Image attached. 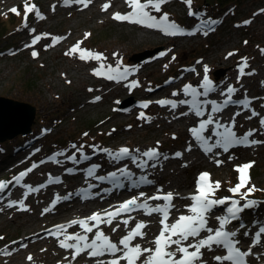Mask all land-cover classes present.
Wrapping results in <instances>:
<instances>
[{
    "label": "rangeland",
    "instance_id": "1",
    "mask_svg": "<svg viewBox=\"0 0 264 264\" xmlns=\"http://www.w3.org/2000/svg\"><path fill=\"white\" fill-rule=\"evenodd\" d=\"M113 1L104 0L103 3H99L98 8L103 9V5ZM27 2L29 6L34 4L41 15L47 17V21L37 29L38 25L34 22L39 18L33 11V17L26 23L29 29H37L36 35L41 37L35 43L36 47L19 57L6 58L16 54L24 43L17 40V36L27 29V26L23 24L25 3L17 6L20 15L10 11L18 3L9 7V10L0 12V96L32 104L36 106L38 112L33 129L29 133L0 142V181H12L14 176L36 164L37 167L23 177L25 179L22 181L23 185L12 189L11 192L22 191L21 198H24L30 190L25 185H31L33 188L46 183L45 181L49 182L50 179L55 181V178H59L60 182L52 183V188L50 187L54 197L47 202L48 207L53 205L54 200L58 203L64 201L62 205H70L74 203L72 197L79 194V190L84 189L83 192L92 190L94 193L92 197L97 201H109L113 203L112 208H117L120 203L131 199L134 194L131 195L132 192L129 191L128 194L117 199L115 196H105L100 193L109 189L106 186L109 178L101 181L96 177H107L108 173L117 171L116 166L120 164L102 149L116 152L121 147H127L133 150L132 156L137 157L136 163L141 166L145 160L147 162L149 160L135 150L156 149L159 156L151 163L155 166L145 167L148 171L143 175L136 171L141 177L150 180L152 185L157 183L159 186V188L158 186L154 189L150 188L149 192L145 185L142 190L148 194L143 198L151 195L162 196L171 192L173 194L171 203L174 205L172 210L180 216L188 214L186 206L192 203L189 197L196 192V181L202 172L210 174L209 181L213 186L217 181L220 183V187L214 191L213 199L235 197L243 205L246 201L241 199L240 194H233L229 189L238 183L237 166L251 163L252 166L247 170L250 179L246 187L241 189V193L245 192L247 187L255 186L256 190L250 193L247 199L257 203L240 213L239 221L234 224V228L238 231L241 245L246 250L251 248L252 263L264 264V233L261 234L260 241L253 244L255 233L260 226H264V127L260 124V119L264 118V52L261 51L264 49V11H262L264 0H193L191 11L196 13L195 15H189L190 9L184 0H167L161 5L159 12L151 6L147 11L157 20L167 13L168 22H175L185 32L188 31L184 34L166 36L152 34L147 40L141 37V34L145 32L139 29L137 24L124 23L120 20L109 21L105 14H99L97 9L89 10L88 14L70 16L64 10L65 5L61 4L62 1L53 5H50L47 0H27ZM127 11L130 12L131 9ZM117 12L114 11V13ZM5 19L8 21L3 23ZM208 20L215 21L217 27L211 30L209 25L208 28L203 26L202 23ZM245 21L250 23L246 24ZM8 23L12 24V27L8 26ZM198 26L199 32H195L198 34L189 37L187 35L189 30ZM46 28H51L57 37L69 38L65 46H59V54L54 53L52 34L42 35V30ZM85 34L90 35L85 38ZM77 42H82L81 49L102 53L101 60H81L79 50L75 54L66 55L65 53ZM147 50L157 51L144 61L131 59L134 54ZM33 51L41 55L33 57ZM230 52L234 54L229 56ZM242 58H246V61ZM108 61L119 63L121 70L128 69V72L139 69L134 81L138 82L137 87L140 92H132L130 89L132 86H129L123 91L118 90L114 93L111 91V95H109L110 92L105 93L104 99L96 100L95 98L109 89L113 83L108 82L100 90H94L98 84L92 81L87 71L100 67L101 63ZM154 61L157 62L156 66L154 65L151 69L145 67ZM77 65L84 69L79 70ZM205 65L208 68L207 75L212 81V87L219 86L220 82L225 80L226 87H220L218 92L226 96L217 99L212 94H208L206 97L198 96V100H214L218 105L222 104L227 99V88L231 86L236 89L234 94L232 93L233 101L235 98L239 97L241 100L246 96L250 104L244 107L236 103L212 113L211 104L208 103L202 106L204 116L200 119H207L211 114L214 121L218 120L225 126L232 125V130L237 137L243 136L250 129H255L256 131L248 137V140L261 143L232 144L227 151H224L222 147H215L212 152L206 153L188 131L187 119L191 114L188 107L178 103L177 107L169 112L164 110L163 105L156 103L162 99L173 100L172 93L182 90L186 84H191L195 88L199 87L197 90L202 93L204 89L200 87L201 84L199 85L198 81H203ZM241 67H243V74ZM129 84L131 81L128 82ZM86 88L94 90L91 95H87ZM166 96L170 97L165 98ZM189 99H192L191 95H183L178 97L177 101ZM143 102H149L146 108L141 106ZM87 103L91 106H86ZM253 112L259 115H253ZM141 113H144L143 118L140 117ZM172 121L173 124L169 125ZM209 128L212 130L204 133L206 138L210 137L209 134H213L215 123L209 125ZM216 130L223 131L222 128ZM85 133L87 135H84ZM216 139L217 137H211L208 140L209 145L214 144ZM71 145H76L77 148L83 145V154L89 159H83L81 153ZM189 147L190 150H188ZM60 152H63V155L55 156L54 160L48 159ZM176 153L181 155L177 156ZM73 154L76 156V161L67 158ZM132 156H127L126 160L132 159ZM216 161L222 163L217 164ZM63 162L67 164L62 166ZM130 163L136 164L133 160ZM130 163L127 166H130ZM92 165L99 167L95 169L94 175L89 177L86 170ZM71 168L74 171L69 173L67 169ZM140 169L143 168L140 167ZM180 182L183 183L182 186L178 185ZM15 183L12 181L2 192L7 191ZM66 196L69 198L62 199ZM98 196L101 197L98 198ZM41 198L37 196L26 201L25 204L29 208L25 213H30V216L34 217L41 215ZM9 201H13V198ZM92 201L90 199L82 202L79 199L76 203L78 207L85 209L93 205ZM165 203L160 199L155 200V203L150 206H163ZM216 209L218 210L208 213L207 218L208 226L213 229L219 226L218 221L215 220L216 217L225 215L227 207L220 209L219 205H216ZM103 210L111 209L106 207ZM93 212H99V210L78 215L79 217L72 216L71 219L84 218ZM129 217L150 220L151 216H145V210H134L116 216L112 220L115 223L111 225H116L119 220ZM157 220L159 218L155 217L151 221L159 223ZM172 222L174 221H168L169 224ZM103 225L101 223L99 228H103L105 235L111 236L112 228L105 229ZM46 230L45 228L36 230L41 233L42 240L45 239ZM49 230L54 229L51 227L48 232ZM81 232L84 233L83 230ZM245 232L248 233L247 236ZM158 234L159 230H151L148 238L144 240L154 247L151 241ZM207 234L206 231H202L200 237H190L189 241L184 243H194L196 239ZM14 235L17 237L20 235V238L24 239L22 232L20 234L15 231L9 217H0V237H3L0 246L8 245L7 243ZM175 247L173 245L171 250ZM30 250H32V256H35V259L30 261L33 264L52 263L50 258L54 257V254L47 253L44 247L28 251ZM207 250L205 248L201 251L204 253ZM69 251L66 249V252L69 253ZM116 255L119 256L121 253ZM215 255H223V250L213 245V249L204 260H212L213 264H218L213 259ZM113 258L112 255L107 254L99 258L86 256L85 261L96 263L97 260L105 261ZM76 263L81 264L78 261ZM224 264L229 263L224 262Z\"/></svg>",
    "mask_w": 264,
    "mask_h": 264
},
{
    "label": "snow or ice",
    "instance_id": "2",
    "mask_svg": "<svg viewBox=\"0 0 264 264\" xmlns=\"http://www.w3.org/2000/svg\"><path fill=\"white\" fill-rule=\"evenodd\" d=\"M72 0H65V3H70ZM76 3H83L85 7L91 0H74ZM125 2L131 8V11L125 14H121L119 12L114 13L113 18L118 20H129L135 23H139L145 25L149 28H162L165 34L176 35V34H183L184 30L181 29L175 22H168V14H163L159 20L153 15L150 14L147 9L151 6V8L155 9V11L159 12L161 9V5L166 3L167 0H125ZM184 2L189 6V15H195L196 13L191 11L193 0H184ZM110 7V4L106 3L103 5V9L107 10ZM12 13L16 15H20V12L16 7L10 9ZM35 11V14L38 18L43 19V16L36 8L34 4L29 6L27 0H25L24 5V19L25 23L24 26H27V16L28 13ZM264 11V10H262ZM207 25L215 23V21L208 20L204 22ZM244 23H250V21H245ZM171 30V31H170ZM199 30V26L192 30L194 34L196 31ZM32 31H35L34 29ZM43 35H49L47 33ZM90 34H85V38ZM207 35V32H205ZM40 36H36L32 40V44L37 43L40 40ZM63 39V37H53V42H57ZM80 43L77 42L68 52L66 55L75 54L79 50V58L81 60H88V59H95L101 60L102 53H93L87 49H81ZM247 43V42H245ZM31 45H25V47H30ZM50 46V45H49ZM264 52V49L261 50ZM234 53H228L229 56L233 55ZM33 57L37 56L38 53L33 51ZM115 55V54H114ZM163 55V53H162ZM246 61V58H242ZM103 68V65H101ZM94 74L101 75L102 72L100 69H94ZM109 73H117V76L112 74H108L107 78L109 80L122 78L126 79L128 75V69H124L121 73L119 71V63L117 64L116 68H112L111 65L108 66ZM208 68L205 65V74L203 77V81L200 85L204 91L201 93L197 90V88L193 87L191 84L184 85L182 91L187 95H191V100H180L179 104H189L190 111H194L197 117L204 116V111L202 110V105L210 103L212 105V113H216L222 110L223 107H226L229 103H237L243 105L244 107H248L250 101L245 96L244 99L241 100H232V93L236 91L235 88L229 86L227 88V99L223 101L222 104H217L216 101H200L197 99L198 96H207L210 91L213 90L212 88V81L209 80L207 75ZM241 73L243 74V67H241ZM251 74V73H249ZM131 86L135 87L138 86L137 81H132ZM150 90V89H149ZM173 96L178 95L177 92L172 93ZM96 100H99L100 97H96ZM149 102H143L142 107H147ZM156 103L161 105H170L172 108L177 107V102L171 99H162L156 101ZM182 115H187V113H182ZM238 115V113H237ZM253 115H259L258 113L253 112ZM140 117H144V113L140 114ZM150 119V118H149ZM251 119V117H249ZM215 123V129L213 130V134L217 137L214 144L209 145L208 140L211 137H205L203 133L208 128L209 125H213ZM235 121H232L234 125ZM261 127H264V118L260 119ZM222 128L223 131H219L216 129ZM192 136L195 138L197 142L201 145L203 150L206 153L212 152L213 148L215 147H222L224 151H227L229 146L232 144H255L261 143L260 141L256 140H248V137L252 136L253 133L256 131L255 129H250L248 132L244 133L243 136L237 137L236 133L232 130V125L225 126L221 124L218 120L214 121L213 116L210 114L207 119H201L199 121L198 127H192L189 129ZM84 135H87L85 133ZM71 147L76 148L77 152L81 153L83 159H89V157L83 154V145L79 148L76 145H71ZM98 147V146H92ZM190 150V147L189 149ZM38 151V150H37ZM102 151L107 152L112 158L116 160H120L121 158L132 156V151L127 147H121L118 151L113 152L110 149H102ZM136 152H140L139 149L135 150ZM63 155V152L55 153L53 156L49 157V160H54L55 156ZM177 156H180L181 153H176ZM143 157H147L152 159L154 157H158L159 153L156 149H148L142 153ZM69 160L76 161L75 154L67 157ZM231 158V157H230ZM133 162H137V157L132 156ZM217 164L222 163L221 161H216ZM138 166H141L138 164ZM143 166H147V161L145 160ZM153 167L155 165H152ZM252 166L251 163L244 164L242 166H237V171L239 173L238 176V183L235 184L234 187L230 188L229 191L233 194H240L241 199L245 200L246 202L241 205L240 200L233 199L231 197H224L220 199H213L212 196L214 195L215 189L220 187V183L217 181L213 184L209 181L210 174L207 172L200 173L199 177L196 181V192L192 194L189 198L193 201L190 205L186 206L188 214H181L177 217L174 222L168 223V218L170 215V209L174 207L171 201L173 199V194L171 192L164 194V195H154L151 197H147L142 203L138 202L139 197L146 196L145 193L141 192L139 197H132L131 199L123 201L115 211H107L105 210L103 213L101 212H93L90 216L84 218H77L70 221L67 225L60 224L55 225V232H51L50 234L56 235L57 233H62L64 238L59 241L60 247L64 249H74L73 259L81 252L88 250V255L91 257H99L105 255V253L111 254L114 258L107 262V264H121V261H125L126 264H204L202 260L203 252L202 249H208L209 251L212 250L213 245L217 246L218 248H223L226 250V254L224 255H215L213 259L218 262V264H224V262H230V264H247L245 257H247L251 253V248L248 251H241L237 245L239 241L234 239L237 236V231H228L226 230V225H228L231 220L238 219L239 213L242 212L245 208L253 207L257 202L247 199L248 195L255 191V186L247 187V190L241 193V189L245 188L250 177L247 174V170ZM37 167L36 164H33L31 168L26 169L23 172H20L17 176L12 178V181H15L17 184L21 182L24 176H26L29 172L33 170V168ZM99 167L98 165H92L90 168L86 170L87 176L91 177L94 175L95 169ZM68 172H72L73 169H67ZM121 175H131L128 169L125 167L123 169H119ZM117 177V172H110L108 176H97L96 179L98 180H105L108 178H115ZM12 181H0V192L4 191V189L12 183ZM141 182L151 183L148 181L146 177H140ZM49 182H52L50 179ZM55 182H59V178H55ZM25 187L29 188L32 191H37L38 189H33L31 185H25ZM40 187H44L41 185ZM80 192L85 191L84 189L79 190ZM69 197H63L62 199H68ZM59 199V197H58ZM164 200L166 203L161 205H156L152 207L148 204L147 200ZM231 201L230 206L226 209V214L217 216L216 220L218 221L219 226L213 229L212 227L208 226V219L207 214L212 210V208L216 205H224L226 202ZM53 205H55L56 201L54 200ZM15 204H20L23 207V201H9L8 206L11 207ZM133 208L136 209H144L146 215H151L152 213H161L162 218L159 220L160 225L162 227L159 230V234L155 236V239L151 241L154 247H142L140 244H132V241L136 237H143L145 233L142 229L146 226L142 221L137 222L135 227L132 228L127 232L126 235L122 236L118 244L122 247H118L117 243H114L109 236L105 235L102 230H100L99 225L101 223L111 224L112 220L120 215L121 213H126ZM50 209L45 208L44 212H48ZM106 217V219H105ZM133 219L129 217L128 219L123 220V224L127 227L129 220ZM94 222L89 224V222ZM72 225H79L83 230L84 234L79 232L67 234L66 228L71 227ZM119 227V225H117ZM243 227V225H241ZM96 229L92 239L89 241V237L87 233H93V229ZM113 232L116 231V228L112 229ZM206 231L208 234L202 238L196 239L194 243L190 242L185 244L184 242L189 241V238H197L201 236V232ZM264 233V226H260L259 230L255 233V239L253 240V244L258 243L260 241L261 234ZM245 235H248L245 232ZM3 237H0L2 240ZM68 241H75V243H69ZM15 243V242H13ZM175 245V249H172V246ZM22 247H26V245H22ZM7 246H5V251L2 254L11 255V252L6 251ZM190 249H192L190 251ZM117 253H121V255L117 256ZM179 254V255H178ZM28 260H32L31 255L27 257ZM96 264H105L103 260H97Z\"/></svg>",
    "mask_w": 264,
    "mask_h": 264
},
{
    "label": "bare ground",
    "instance_id": "3",
    "mask_svg": "<svg viewBox=\"0 0 264 264\" xmlns=\"http://www.w3.org/2000/svg\"><path fill=\"white\" fill-rule=\"evenodd\" d=\"M47 1L50 5H53V4L58 3L59 1H62L61 4L65 5V6H63V8H65L64 10L70 16H76L79 14H88L89 10L97 9V12L101 15L105 14L107 20H109V21L118 20V19L113 18L114 11L128 13L127 10L131 9L129 7V5L125 2V0H114L112 3H108V4H110V7L107 10L98 8L99 3H103L104 0H91V3H89L87 5V7H85L83 3L74 2V0H72V2L67 3V4L65 3V0H47ZM24 3H25V0H0V12H2L5 9H8L9 7L11 8L15 4H17V5H15L16 8H18L17 6H19V4L22 5ZM32 17H33V13L31 12L29 14V17H27L26 22H29ZM46 21H47V17L43 16V19L39 18L34 23L38 25L37 29H39L40 27H42V25H44L46 23ZM120 21L124 22V23L137 24L138 28L142 29L143 32H145V33L141 34V37L143 38V40L149 39V36L152 34L161 35V36L169 35V34H165V32L162 30V28H149L145 25L135 23V22H132L129 20H120ZM24 23H25V20L23 21V24ZM209 26H210L209 28L211 30H213L217 27L216 23L210 24ZM205 27L208 28V25L205 24ZM26 28L27 29H25L24 31L19 33V35L17 36V40L23 41L24 43L21 44V47H19V49L16 51V54H12L11 56H7V57L5 56L6 58L19 57L21 55H24V53L28 52L32 48L36 47V44H32V40L34 37L37 36L36 35L37 29H35L36 31H32L33 29H29L28 26ZM192 30L193 29H190L189 32L187 33V35L189 37L196 36V34H198V32H199L198 31L197 33L190 34V33H192ZM186 32H184V33H186ZM45 33L52 34L51 37H57L56 33H54L51 30V28L43 29L42 35ZM44 36H48V35H44ZM68 39L69 38H63V39H61L55 43L53 42V39H52V46L54 48L55 54H59V52H60L59 46H61V47L65 46L66 43L68 42ZM25 45H31V46L25 47ZM40 55L41 54L38 53L37 56H40ZM111 61H108L106 63H101L100 65H103V68H101V66L94 68V69H100L102 72L101 75L94 74V71H93L94 69L87 71V73H89L90 76L92 77V81L98 84V87L94 90H97V89L100 90L101 88L105 87L108 84V82L113 83L109 89H106L102 94H99V97H100L99 100H101L102 98L103 99L105 98V93L110 92L109 95H111V91H112V93H114L118 90L119 91L126 90L127 87L129 88V86H131V84L128 85V82L134 81L136 79V76H137V75L135 76V74L136 73L138 74L139 69L138 70L135 69L131 72H128L126 79H122V78L118 77L117 79L109 80L107 78L108 74H112L114 76H117V73H115V72H113V73L108 72V66L109 65H111L112 68H116V66H117L116 63H112ZM154 65L155 66L157 65L156 61H154L153 63H151L149 65H145V67L151 69V68H153ZM78 69L83 70L84 67L78 66ZM78 69L76 68L77 71H78ZM119 71L122 73L124 70H121V67H119ZM81 79H82V81H84L83 78H81ZM201 83H202V81L199 80L198 84L200 85ZM223 86L226 87L225 80L221 81L219 86L217 85L215 87H212L213 90L210 91L208 94H212L217 99H222L226 95L224 93H219L218 89H220V87H223ZM198 88L199 87H197V89ZM130 89L134 93L140 92L137 86L132 87ZM94 90L86 88L87 95H91V93ZM177 93H178V95L173 96L174 97L173 101H176L178 104L180 100L177 101V98L181 97L185 94H183L182 90L178 91ZM226 94H227V91H226ZM233 94H232V96H234ZM167 97H170V96H166L165 98H167ZM189 100H191V99H189ZM236 100H239V97ZM201 101H206V99H203ZM89 105L90 104H88V103L86 104V106H89ZM206 105L207 104H204L202 106H206ZM185 107H188V109L190 110L189 104H185ZM86 108L88 109V107H86ZM163 108L165 111H169V112L172 110V107L170 105H163ZM210 109H212V105L210 106ZM189 116H190V118L187 119L188 120V123H187L188 131L192 127H198L199 121L201 120L200 117H197L195 115L194 111H191V114ZM172 124H173V121L169 122V125H172ZM211 130L212 129L209 128V126H208V128L205 130L204 133H209V132H211ZM204 133H203V135H204ZM209 136L212 138L216 137L214 134H209ZM143 152L144 151H140V153H143ZM138 154H139V152H138ZM144 158H147V157H144ZM155 158L156 157H154L152 159L147 158L149 160L147 162V166L152 165L151 163ZM131 160H133V159H127L126 160V157L121 158L120 160H115V161H119V163H120L119 165L116 166V169L118 171V172L115 171V172H117V177L109 178L107 185H106L109 187V189L105 190V191H101L100 193H103L102 195H105V196L112 195V196L117 197V199H119L121 196H125L126 194H128L129 191H131L132 192L131 195L134 194L135 196L139 197V194L141 192L148 194L147 192H144L142 190L143 188H145V185L147 186V189H149V192L151 190L150 188L154 189L155 187L158 186L157 183L155 185H152L151 183L141 182L140 181L141 176H140V174L136 173V171L140 172L143 175L144 173H147L148 170H145V166H143V165L138 166L137 163L135 165H132L130 163ZM162 161H165V160H162ZM128 163H130V166H127ZM65 164H67V162L61 163L62 166H65ZM28 165H30V164H28ZM125 167L127 169L129 167H131L130 170H128L131 173V175H126V174L121 175L120 174L119 169H123ZM140 167L143 169H140ZM71 169H73V168H71ZM73 171H74V169H73ZM72 172H69V173H72ZM93 180L95 181V179H93ZM22 181H25V179L21 180V182L19 184L15 183V185L12 186L13 188L11 187V188L7 189V191H5V192H0V217H9L14 224L15 231L19 232L20 234L22 232V234L24 235V239L20 238V235H18V237L16 235H14L12 238H10L11 240L9 239L10 242L7 243L8 245H5V246H7L6 251L11 252V255L2 254L5 251V246L4 245L0 246V263L1 264H33L32 262H30V260L27 259V257L29 255H31L32 259L34 260L35 256H32V254H31L32 250H30V251H28V250L29 249H38V248L44 247L47 253L50 252V253L54 254V257L50 258L52 261L51 264H77L76 261L81 262V264H96L95 262L91 263V262L85 261L86 256H89L88 250L81 252L79 255H77L75 257V259H73V253L75 251L74 249H69L70 251L68 253V252H66V249L60 247L59 241L64 238V235L62 233H57L56 235H52L50 233L56 231V229L54 227L55 225H60V224L67 225L72 220L71 219L72 216L79 217L78 215L89 214L91 211H94V210H99V212L102 211L101 213H103L104 212L103 209H106V207L110 208L111 209L110 211H115L116 208H114V207L112 208L113 203H110L109 201L108 202L97 201L96 198L92 197V194H94V193H92V190H89L87 192H80L79 194H76L75 196H73L72 199L74 200L73 201L74 203H70V205H66V204L62 205L63 203H65L63 201L62 203L56 202L55 205H49V207H48L46 205L47 202H49V200L51 201V199H53V197H54V194L51 191L52 183H56L54 181V179L52 180V182H47L44 180L46 182V183L42 184V185H44V187H40L41 185L34 186L33 189H38V190L37 191L29 190L28 193L24 196V198H21V196H23L22 191H19L17 193L11 192L12 189L21 187L20 185H23ZM150 185H152V186H150ZM178 185L182 186L183 183L180 182ZM137 186H138V188H137ZM157 188H159V186ZM134 195H133V197H134ZM37 196L42 197L41 201H40V209H41L42 214L34 217V216H30V213H25L27 208H29L26 206L25 202L28 201L29 199L36 198ZM151 196H154V195H151ZM151 196H148V197H151ZM99 197H101V196H98V198ZM12 198H13V201H21L22 200L23 201V207H21L20 204H15V205L9 207L8 206L9 200ZM72 199H70V201H72ZM79 199L82 200V202L85 200L91 199V200H93L92 202H94V203L91 206L85 207V209H81L80 207L77 206V203H76ZM145 199H147V197L146 198L139 197V202L142 203ZM147 202L149 205H151V204L155 203V200L149 199V200H147ZM230 203H231V201H228L224 205H219V208L221 209L224 207H228V204L230 205ZM45 208H49L50 210L48 212H44ZM172 209H174V207H172L170 209V215H169L168 221H174L179 216L178 213ZM143 210L144 209H140V211H143ZM171 210H172V212H171ZM145 216H151L149 218L150 220H148L147 218L146 219H138V218L135 219V218H133V219L129 220L127 227H125V225L123 224L122 219L119 220V223L117 221L118 224L113 225V226L111 224H114L115 222H112L111 224H107V223H102V224H104L103 226L105 227V229H107L109 227H111L112 229L116 228V232L115 233L113 232V234H115V236L112 234L109 237L114 243H117L118 247H122L121 245L118 244L119 239L122 236L126 235L129 230L134 228L135 224L137 222L142 221L146 225L142 229V231L145 233V235L142 238L136 237L132 241V244L133 245L134 244H140L142 247H151L150 244L148 242H146L144 239L148 238V234L151 232V230H156V229L160 230L162 225H160V223H156V222L153 223L151 220H153V218H155V217H158L160 220L162 218V214L161 213H152L151 215L145 214ZM105 219H106V217H105ZM159 220H157V221H159ZM92 223H94V222H91V221L89 222V224H92ZM117 225H119V227H117ZM51 227H53L54 230L53 231L49 230V232H48V229ZM41 228H45V230L47 229L45 231L46 236H44L45 237L44 240L41 239V236H40L41 233H38L36 231V230L41 229ZM102 229L103 228H101L100 230H102ZM144 229H145V231H144ZM239 229H241V227ZM82 230L83 229L79 225H72L71 227H67L65 231L67 234H72V233H76V232H79L82 234V232H81ZM95 231H96V229L94 228L93 233H87V235L89 237V241L92 239ZM113 237H116V239H112ZM117 239H118V241H116ZM0 242H1V240H0ZM13 242H15V243H13ZM68 242L73 243L74 241H68ZM22 245H26V247H22ZM9 248H11V249H9ZM173 250H174V248H173ZM209 252L210 251L207 250V252L205 251L203 253L202 260H203L204 264H213L212 260H209V261L204 260L206 255ZM105 254H107L108 256H111V254H108V253H105ZM89 257L91 258V256H89ZM99 257H94V258H99ZM108 261H110V260H105V264H107ZM47 264H50V263H47ZM121 264H126V262L121 261ZM138 264H139V262H138Z\"/></svg>",
    "mask_w": 264,
    "mask_h": 264
},
{
    "label": "water",
    "instance_id": "4",
    "mask_svg": "<svg viewBox=\"0 0 264 264\" xmlns=\"http://www.w3.org/2000/svg\"><path fill=\"white\" fill-rule=\"evenodd\" d=\"M157 50L136 53L135 61L147 60ZM38 109L27 102L0 96V142L24 135L33 129Z\"/></svg>",
    "mask_w": 264,
    "mask_h": 264
},
{
    "label": "trees",
    "instance_id": "5",
    "mask_svg": "<svg viewBox=\"0 0 264 264\" xmlns=\"http://www.w3.org/2000/svg\"><path fill=\"white\" fill-rule=\"evenodd\" d=\"M7 21H8V19H7ZM7 21H6V19H5V21H4L3 23H6ZM8 26L12 27V24H9V23H8Z\"/></svg>",
    "mask_w": 264,
    "mask_h": 264
}]
</instances>
